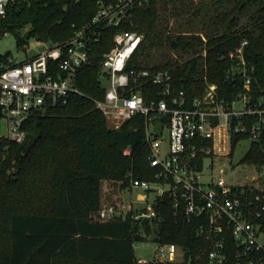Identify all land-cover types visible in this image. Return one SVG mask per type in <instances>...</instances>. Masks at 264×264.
<instances>
[{
	"label": "trees",
	"instance_id": "obj_1",
	"mask_svg": "<svg viewBox=\"0 0 264 264\" xmlns=\"http://www.w3.org/2000/svg\"><path fill=\"white\" fill-rule=\"evenodd\" d=\"M98 1L16 4L1 30L18 35L29 26L27 37L64 41L73 34L72 25L95 14ZM133 19L143 35L133 62L170 69L174 83L192 96L214 83L225 101L243 92L245 72L253 100L264 105V0H147L134 9ZM127 28H102L91 62L76 74L80 94L65 105L33 110L23 142L0 137V264H152L139 261L134 251L136 242L147 240L173 242L185 251L183 262L164 264H188L190 257L196 264L197 256L201 264L206 261L207 240L197 235V222L174 216L168 198L159 199L152 219L100 217L105 206L123 208L130 172L144 180L154 172L143 117L112 128L95 102L105 94L103 54L113 46L114 33ZM243 40L244 64L229 57ZM18 41L26 39L19 35ZM152 91L151 85L145 89L147 96ZM247 138L233 136L231 155ZM242 162L264 164V126ZM228 244L233 248L231 237Z\"/></svg>",
	"mask_w": 264,
	"mask_h": 264
},
{
	"label": "built area",
	"instance_id": "obj_2",
	"mask_svg": "<svg viewBox=\"0 0 264 264\" xmlns=\"http://www.w3.org/2000/svg\"><path fill=\"white\" fill-rule=\"evenodd\" d=\"M30 2L0 0V36L1 21L10 8ZM145 2L99 0L88 21L72 25L74 31L68 39L51 41L50 47L21 61L10 54L0 55V121L6 123L5 137L23 142L27 135L24 124L33 110L65 105L71 95L80 94L75 77L91 62L102 28L128 25L130 28L114 33L113 46L103 54L100 66L105 94L95 102L112 128L143 117L148 159L154 172L149 180L136 179L130 172L131 207L105 206L100 217L130 214L135 220L152 219L157 216L159 199L168 198L173 215L195 220L197 235L207 240V259L202 264H264V164H250L255 173L243 182L217 176L212 161L206 166L207 159L219 158V172L227 170L222 159L231 156L234 135L247 134L250 143L259 140L264 126L263 102L253 100L251 77L245 72L243 92L225 101L214 83H207L201 94L192 96L174 83L170 69L133 62L143 39L136 29L134 9ZM245 44L243 40L229 57H237L244 64ZM149 85L153 91L147 96ZM157 123L162 126L160 134ZM165 128L167 140L163 137ZM230 237L233 248L228 244ZM157 245L153 258L139 257V261L164 264L185 260V251L175 243ZM198 259L196 264H201ZM187 261L193 264L191 257Z\"/></svg>",
	"mask_w": 264,
	"mask_h": 264
},
{
	"label": "rangeland",
	"instance_id": "obj_3",
	"mask_svg": "<svg viewBox=\"0 0 264 264\" xmlns=\"http://www.w3.org/2000/svg\"><path fill=\"white\" fill-rule=\"evenodd\" d=\"M29 26L18 31V35L9 31L4 30L0 36V55L10 54L16 60H24L28 56H32L43 49L51 46L50 40L40 39L34 35L27 37L29 32ZM21 35L26 41L20 45L18 41V36ZM25 46V47H24ZM105 85V83H104ZM6 123L5 120L0 121V137L6 136ZM164 139H168V130L164 129L163 133ZM250 146V141L245 139L242 140L236 147L234 153L231 156L224 157L222 160L227 165V170L223 173L219 172L220 159L213 158L206 160V166L212 161L214 163V170L217 176L224 177L227 181H234L237 178L241 179V182L247 181L248 177L255 173V170L248 163H243L242 158L247 152ZM131 192L126 190L123 193L124 209L128 210L131 207L130 203ZM158 249L157 243L147 240L143 242H136L134 245V251L137 257H142L146 260L153 258L156 250Z\"/></svg>",
	"mask_w": 264,
	"mask_h": 264
},
{
	"label": "water",
	"instance_id": "obj_4",
	"mask_svg": "<svg viewBox=\"0 0 264 264\" xmlns=\"http://www.w3.org/2000/svg\"><path fill=\"white\" fill-rule=\"evenodd\" d=\"M156 127H157L158 134H160L161 133V128H162L161 123H157Z\"/></svg>",
	"mask_w": 264,
	"mask_h": 264
}]
</instances>
